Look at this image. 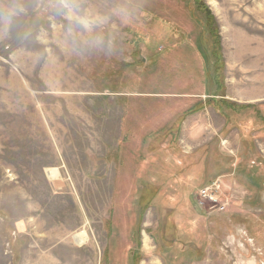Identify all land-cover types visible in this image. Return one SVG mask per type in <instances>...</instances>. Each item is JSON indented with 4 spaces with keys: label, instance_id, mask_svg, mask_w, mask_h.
<instances>
[{
    "label": "rangeland",
    "instance_id": "374dc122",
    "mask_svg": "<svg viewBox=\"0 0 264 264\" xmlns=\"http://www.w3.org/2000/svg\"><path fill=\"white\" fill-rule=\"evenodd\" d=\"M159 244L264 264V0H0V264Z\"/></svg>",
    "mask_w": 264,
    "mask_h": 264
},
{
    "label": "trees",
    "instance_id": "16d2710c",
    "mask_svg": "<svg viewBox=\"0 0 264 264\" xmlns=\"http://www.w3.org/2000/svg\"><path fill=\"white\" fill-rule=\"evenodd\" d=\"M207 19V18H206ZM156 149L155 150H153L152 151V153H156ZM158 152V151H157ZM152 169V168H151ZM161 174H159V173ZM154 176H159L160 177V179H161V181L160 182H157V185L156 184H154V181H153V179H156L157 177H154ZM138 178V180H139V182H142V181H147V183H149V185L150 186H152V187H156V188H158V190H157V195H159V196H157L155 199L157 200V199H159V197H160V191L163 189L166 193H172V190H174V188H175V185H176V183H175V180L173 179V177L170 175V174H165V173H163V172H161L159 169H152V171H150L149 173H147V171H145L144 172V174H143V171H141L140 172V174H138V176H137ZM165 178V179H164ZM164 191H161L162 193L164 192ZM159 193V194H158ZM161 197H165V196H161ZM139 198H141L142 199V196H139ZM162 199V201H163V203L165 204V206L168 208V209H172V202H170V201H172L171 199H170V197H165L164 199L163 198H161ZM188 205H189V208H190V210L192 209V204L188 201ZM143 211H144V209H143ZM197 215V214H196ZM198 216V215H197ZM188 217H189V215H188ZM199 217V216H198ZM186 229V228H185ZM190 234V236H188L187 234H183L184 235V239H187V240H189L190 242H194V244H199L200 242H201V240H202V238H199L198 236H197V234H195V233H193V232H190L189 233ZM140 235H141V233H139L138 234V237H139V239H140ZM178 243H180V242H178ZM160 245V247L162 248V249H165V250H163V252H161V258L163 259V261L164 262H166L167 264H181V262L179 261V257H183L184 256V251L183 250H181V247H180V245H176V246H178V248L177 249H171V251H173L174 250V252H176V253H178V254H175V256H176V258H177V260H175V261H168L167 259H166V257L165 256H167L166 255V253L168 254V255H170V253H168L167 251H168V248H172V247H169V246H167L166 244H159ZM194 248H195V245H194ZM193 249V248H192ZM191 251V250H190ZM174 256V257H175Z\"/></svg>",
    "mask_w": 264,
    "mask_h": 264
},
{
    "label": "bare ground",
    "instance_id": "6f19581e",
    "mask_svg": "<svg viewBox=\"0 0 264 264\" xmlns=\"http://www.w3.org/2000/svg\"><path fill=\"white\" fill-rule=\"evenodd\" d=\"M143 243H144V246H145L147 249H149L148 247H149V243H150V241H149V238H148L147 236H145V235H144ZM145 247H144V248H145ZM149 264H159V263L157 262V260H155V261H152V263H149Z\"/></svg>",
    "mask_w": 264,
    "mask_h": 264
},
{
    "label": "built area",
    "instance_id": "2783aa9c",
    "mask_svg": "<svg viewBox=\"0 0 264 264\" xmlns=\"http://www.w3.org/2000/svg\"><path fill=\"white\" fill-rule=\"evenodd\" d=\"M216 189L219 188V186L217 184H215L214 186ZM201 195L203 196H210V188H205L204 190L201 191ZM82 246V245H81Z\"/></svg>",
    "mask_w": 264,
    "mask_h": 264
}]
</instances>
